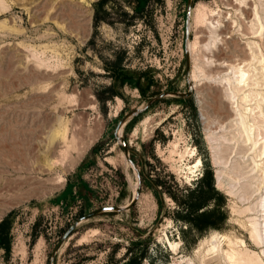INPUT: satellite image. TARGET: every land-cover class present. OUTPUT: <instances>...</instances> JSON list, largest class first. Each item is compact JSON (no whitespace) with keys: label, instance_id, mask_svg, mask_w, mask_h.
Returning a JSON list of instances; mask_svg holds the SVG:
<instances>
[{"label":"rangeland","instance_id":"374dc122","mask_svg":"<svg viewBox=\"0 0 264 264\" xmlns=\"http://www.w3.org/2000/svg\"><path fill=\"white\" fill-rule=\"evenodd\" d=\"M99 1L0 0V220L11 213L0 264H264L254 243L264 235V41L248 34L255 5L264 20V0H191V19L186 0H145L137 12L134 0ZM210 10L227 17L214 55L198 22L213 20ZM194 37L196 88L145 107L187 92ZM221 62L243 67L248 87L240 91ZM137 109L120 135L138 179L113 138ZM206 175L212 191L195 205L208 215L198 223L212 226L198 231L181 217ZM136 187L130 209L80 222L51 257L78 217L127 205Z\"/></svg>","mask_w":264,"mask_h":264},{"label":"bare ground","instance_id":"6f19581e","mask_svg":"<svg viewBox=\"0 0 264 264\" xmlns=\"http://www.w3.org/2000/svg\"><path fill=\"white\" fill-rule=\"evenodd\" d=\"M249 2H250V0H248V2H246V0H243V1H240V2H238V5H239V7L240 8H243L244 6H248V5H250L249 4ZM199 10H201V9H199ZM206 10V9H205ZM243 11V10H242ZM191 12H192V9L190 10V12H189V16H190V19H191ZM218 12H220V11H218ZM248 14V13H247ZM202 15V14H201ZM210 17H213V20H210L209 18H206L207 16H206V14L204 13V15L200 18L199 17V20H198V22L200 23V25H201V27L203 28V30L201 31V33H208L209 34V38L211 39L210 41H209V44H205V46H204V49H203V51H204V53H206V52H208V53H210V54H212V55H214L215 54V52L214 51H216V50H218V48H219V44L220 43H223L224 41H225V39L222 37V33H223V31H222V27H224V22L227 20V17L225 16V17H222L221 16V14L220 13H217V12H214V10L211 12V10H210ZM200 16V15H199ZM253 16H254V25L253 26H256V29H252L251 30V32H249L248 34L249 35H251L252 36V39H260V40H262V41H264V20L260 17V15H259V12H258V9H257V6L255 5L254 6V8H253ZM198 18V17H197ZM198 24V23H197ZM198 26V25H197ZM196 27V26H195ZM200 27V26H199ZM201 28V29H202ZM195 39L193 40V41H191L190 42V45H189V51H188V55H189V58L191 59L190 61L191 62H193L194 63V52H195V50L197 49V45L199 44L198 42V38L197 37H194ZM200 40V39H199ZM203 46V45H202ZM198 48H199V46H198ZM197 53V52H196ZM222 55V54H221ZM223 57V56H222ZM209 60V59H208ZM262 63L264 64V59L262 60ZM232 64V63H231ZM231 64H227V63H225V62H221V63H219V64H217V65H215V67L216 66H218L219 68H224V67H227L226 69H225V73H224V76H229V75H233L234 77V80H232V81H234V84L238 87V89L240 90V91H243L244 90V88H246V87H248V85H246V80H247V77H248V75H247V73L243 70V67H240V65L238 66V65H231ZM262 70H264V68H262ZM196 65L195 64H193V66H192V71L190 70V77H189V82H190V84H191V86L193 85L194 86V88H196V82H198V80H197V75H196ZM231 77V76H230ZM226 79L228 80V81H231L230 80V78H227L226 77ZM225 80V79H224ZM224 84V83H223ZM226 84V83H225ZM228 84V83H227ZM233 84V85H234ZM263 84H264V81H263ZM263 84H262V86H263ZM230 85H232L231 83H230ZM237 91V90H236ZM245 100V99H244ZM250 100H245V103H247V102H249ZM251 102V101H250ZM246 111H248V110H246ZM249 111H251V110H249ZM251 113H252V111H251ZM239 123H238V125L242 128V132L246 135V141L247 140H250L249 139V136H248V134L252 131L251 130V126L250 125H248V124H246V123H244V122H242L241 121V119H239ZM118 134H120V131H118ZM208 143H209V146H210V150H211V153H212V158H213V165L214 166H217V167H220L222 164H221V162H220V157H217V154L219 153V152H217L216 150H217V148H218V146H217V144H215V142H217V140L216 139H211V137L210 136H208ZM219 141V140H218ZM256 141L254 140V144H256L255 143ZM218 143V142H217ZM219 150V149H218ZM262 155H264V147H263V149L261 150V153H260V155L259 156H262ZM258 156V157H259ZM224 164V163H223ZM225 166V165H224ZM217 172V171H216ZM219 174H220V172H217L216 173V183H217V187L218 188H220V189H223L224 188V186L222 185V183L220 182V180H219ZM230 186V185H229ZM227 188L228 189H225V194L227 195V196H232L233 195V191H232V187H228L227 186ZM134 189V188H133ZM135 191V190H134ZM134 191H133V193H132V195H134ZM263 207H264V205H263ZM262 207V208H263ZM264 211V210H263ZM262 211V212H263ZM257 225V224H256ZM252 227H254V225L252 226ZM255 228V227H254ZM252 229V228H251ZM254 230V229H253ZM255 231V230H254ZM263 233H264V228H263V231H262ZM253 234H255L254 232H252ZM252 234V235H253ZM252 235H250V236H252ZM256 238H257V236H256ZM254 237L252 236V238L250 239L251 241H253L254 242ZM249 240V241H250ZM257 240H258V238H257ZM206 242V241H205ZM211 242H212V244H213V242H214V245L216 244V242H217V238H216V236H213L212 238H211ZM207 243V242H206ZM252 243V242H251ZM255 243V245L256 246H258V247H260V246H262V245H264V235H263V237L261 238V241H260V243L259 242H254ZM215 248H218V246L217 245H215ZM218 250V249H217ZM230 251V250H229ZM236 253V252H235ZM235 253H233V254H235ZM230 254V253H229ZM237 254H239V253H237ZM235 256V255H234ZM241 256H243V255H241ZM248 256V255H247ZM204 257V256H203ZM237 257V256H236ZM236 257H234V258H232V256H229L228 257V261H227V264H254V263H252V261H245V260H243V258H240V257H238V258H236ZM245 257V256H244ZM253 257V256H252ZM236 258V259H235ZM247 258V257H246ZM256 259H257V257H255ZM248 259H250V258H248ZM252 259V258H251ZM254 259V258H253ZM202 262V261H201ZM261 262V261H260ZM260 264H262V263H260Z\"/></svg>","mask_w":264,"mask_h":264},{"label":"water","instance_id":"95a60500","mask_svg":"<svg viewBox=\"0 0 264 264\" xmlns=\"http://www.w3.org/2000/svg\"><path fill=\"white\" fill-rule=\"evenodd\" d=\"M190 1L191 0H186V13H185L186 17L189 15L190 6H191ZM185 35L187 36V30L186 29H185ZM185 76L187 78V92H185V93H183V92H163V93H160V94L156 95L155 97H153L152 99H150L147 102L145 107L149 106L153 101H155L157 99H160V98H163L165 96H174L175 98H185V97L190 96L192 86H191V84L189 82V56H188L187 52H185ZM140 111L141 110L137 109V110H133V111L123 115L119 119V121L117 122V124L115 125V128L113 130V138L116 140V142L121 147L124 159L126 160L127 163L130 164V166L134 170L136 179H138L137 171L135 170V167H134L133 163L129 159L128 149H127L126 144H125L124 140L122 139L121 135L118 134V131H120L123 123L128 118L136 116L137 114H139ZM136 198H137V187L135 188L134 195L132 196L130 202L127 205L122 206V207H111V206L100 207L98 209L92 210V211H90V212H88L86 214H83L80 217H78L74 222H72V224L64 232L62 238L60 239V241L58 242V244L54 248L51 257L54 255V253L57 250V247L59 246V244L71 233V231L73 229H75V227L80 222L85 221V220H87V219H89L91 217H94V216L102 214V213H120V212L126 211V210L130 209L134 205V203L136 201Z\"/></svg>","mask_w":264,"mask_h":264},{"label":"trees","instance_id":"16d2710c","mask_svg":"<svg viewBox=\"0 0 264 264\" xmlns=\"http://www.w3.org/2000/svg\"><path fill=\"white\" fill-rule=\"evenodd\" d=\"M103 3H104V0H100L97 7H101ZM134 3L135 5L133 6L132 9L134 12H137L144 8L145 0H134ZM94 20L96 21V19ZM206 178H207V175L202 178V180L200 181L201 185H199L197 189L190 190L186 194L188 200H191L192 198H195V199L194 201H192V203L189 201L187 206H183L185 208V213L183 214L184 216L181 217V219H183L190 228H194L198 231L203 229V227L205 226H212V223H205V224L198 223L199 220L207 217L208 215L204 211H201L198 213V211L203 209V207L205 206L204 202H200L199 204L195 205L196 201H199L198 199L202 197L203 194L212 191V189L209 186L210 185L209 183H206V186H204L203 182H205ZM154 194H156L155 190H154ZM10 216H11V213H8L5 217H3L0 220V249H2L4 253L8 252L9 231L11 227ZM138 261H139V258L129 259L130 264H137Z\"/></svg>","mask_w":264,"mask_h":264}]
</instances>
